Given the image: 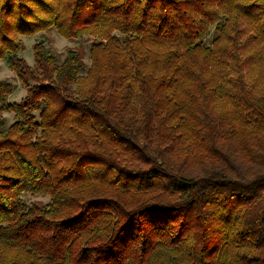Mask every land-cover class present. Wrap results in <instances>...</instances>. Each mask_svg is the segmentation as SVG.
Returning <instances> with one entry per match:
<instances>
[{"label":"trees","instance_id":"16d2710c","mask_svg":"<svg viewBox=\"0 0 264 264\" xmlns=\"http://www.w3.org/2000/svg\"><path fill=\"white\" fill-rule=\"evenodd\" d=\"M0 59V264H264V0H0Z\"/></svg>","mask_w":264,"mask_h":264},{"label":"rangeland","instance_id":"374dc122","mask_svg":"<svg viewBox=\"0 0 264 264\" xmlns=\"http://www.w3.org/2000/svg\"><path fill=\"white\" fill-rule=\"evenodd\" d=\"M21 47L17 55L22 57L29 65H34L32 45L35 41L42 39L45 45L54 52L59 59L63 57L66 49L72 48L77 50L81 60L86 67L90 64L88 47L91 41L89 36H83L77 39H67L59 35L54 28H49L44 32L34 34L32 36H21ZM0 80H7L12 84V90L6 98V103L19 101L26 93V88L19 82L15 73L9 68L6 59H0ZM3 116L7 123H11L14 119L10 111H4ZM22 198L26 203L35 202L43 204L48 201V196L43 194H32L24 192Z\"/></svg>","mask_w":264,"mask_h":264}]
</instances>
